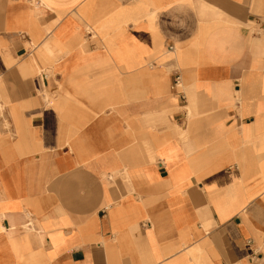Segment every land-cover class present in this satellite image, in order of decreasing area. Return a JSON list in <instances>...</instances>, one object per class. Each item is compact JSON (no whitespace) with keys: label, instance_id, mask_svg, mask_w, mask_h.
I'll return each instance as SVG.
<instances>
[{"label":"crops","instance_id":"0c3cea01","mask_svg":"<svg viewBox=\"0 0 264 264\" xmlns=\"http://www.w3.org/2000/svg\"><path fill=\"white\" fill-rule=\"evenodd\" d=\"M0 264H264V0H0Z\"/></svg>","mask_w":264,"mask_h":264},{"label":"built area","instance_id":"2783aa9c","mask_svg":"<svg viewBox=\"0 0 264 264\" xmlns=\"http://www.w3.org/2000/svg\"><path fill=\"white\" fill-rule=\"evenodd\" d=\"M169 49H172V46H169ZM180 85V77L178 75L175 76L172 86L178 87Z\"/></svg>","mask_w":264,"mask_h":264}]
</instances>
